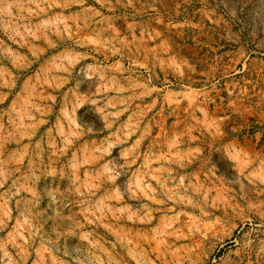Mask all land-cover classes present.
Returning a JSON list of instances; mask_svg holds the SVG:
<instances>
[{"label": "rangeland", "instance_id": "rangeland-1", "mask_svg": "<svg viewBox=\"0 0 264 264\" xmlns=\"http://www.w3.org/2000/svg\"><path fill=\"white\" fill-rule=\"evenodd\" d=\"M115 56L219 73L261 136L118 173L74 88ZM0 264H264V0H0Z\"/></svg>", "mask_w": 264, "mask_h": 264}, {"label": "crops", "instance_id": "crops-1", "mask_svg": "<svg viewBox=\"0 0 264 264\" xmlns=\"http://www.w3.org/2000/svg\"><path fill=\"white\" fill-rule=\"evenodd\" d=\"M175 45L179 61L188 62V55L182 54L187 50L186 40L179 39ZM138 66L115 56L80 70L74 77L76 92L83 93L95 109L105 111L100 114L104 120L100 132L115 129L117 156L123 161L118 162V173L122 170L125 174L126 145L132 150L128 158L133 159L134 167L143 160L159 166L174 151H183L189 160L188 155L195 158L194 153L205 150L235 151L238 139L261 136L246 119L236 123L232 118V101L225 98L219 73H167ZM108 111H116V117L108 120L114 116ZM136 174L141 173L134 168L132 175Z\"/></svg>", "mask_w": 264, "mask_h": 264}]
</instances>
